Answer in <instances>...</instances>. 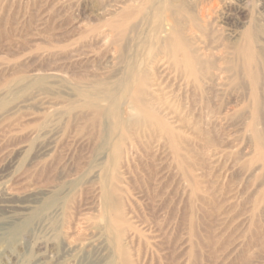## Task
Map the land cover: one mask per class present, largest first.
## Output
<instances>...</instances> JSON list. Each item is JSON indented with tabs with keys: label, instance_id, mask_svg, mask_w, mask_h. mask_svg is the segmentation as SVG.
<instances>
[{
	"label": "rangeland",
	"instance_id": "obj_1",
	"mask_svg": "<svg viewBox=\"0 0 264 264\" xmlns=\"http://www.w3.org/2000/svg\"><path fill=\"white\" fill-rule=\"evenodd\" d=\"M170 15L199 92L161 50ZM137 78L185 171L127 103ZM113 190L135 264H264V0H0V191L35 215L0 264H115Z\"/></svg>",
	"mask_w": 264,
	"mask_h": 264
},
{
	"label": "bare ground",
	"instance_id": "obj_2",
	"mask_svg": "<svg viewBox=\"0 0 264 264\" xmlns=\"http://www.w3.org/2000/svg\"><path fill=\"white\" fill-rule=\"evenodd\" d=\"M200 14L198 13V15H200ZM131 15H132L131 12H129V13L126 12L124 14V17L128 16V18H129ZM201 16H204V15L201 14ZM124 17H122V18H124ZM197 18H198V16H197ZM201 18L199 16L198 19H201ZM199 21L201 22L203 20L201 19ZM168 22H169V26H167V27H170V29H168V32L163 37H161V39H159V44L161 46V50L165 53V56L167 55L169 57V59L171 61V62L170 61L169 62L173 65V67L181 75L182 79L184 80L183 84H185L186 87L187 86L191 87L193 90L199 89V84H200L199 78L201 77L200 75L203 72L201 69L204 66L205 61H204V59H202L203 57L201 58V56L199 54L195 53L197 50L194 51L193 50L194 48L192 49V46L190 47V43H189V46H188L187 43H183L184 41H182V37H181L182 34L180 35V37H181L180 38L179 37L180 33L178 32V29H179L180 26L178 24L177 19L174 18L173 15H170V18H169ZM185 38L186 37H184L183 39L185 40ZM248 40H249V38H248ZM186 42H188V41H186ZM247 45H249V44H247ZM243 49H245V48L243 47ZM242 51H244V50H242ZM246 52H248V51H246ZM243 53L246 54L245 52H243ZM201 54H202V52H201ZM199 56H200V58H199ZM249 61H251V60H249ZM163 62H165V61H163ZM206 64L207 63H205V65ZM166 66H164V67H166ZM252 66H253V64H252ZM254 67H256V66H254ZM205 69H206V67H205ZM248 69H250V68L248 67L247 70ZM247 70L245 68V71H247ZM248 71H250V70H248ZM207 72H205V73H207ZM205 73H202V74H205ZM209 73H210V71H209ZM206 76H208V75H204V77H206ZM220 76L222 77V75H220ZM253 76H256V77H253ZM253 76H252L253 80H254V78H256V80H257L258 76L257 75H253ZM208 77H210V76H208ZM134 78H136L135 75L133 76V79ZM201 78H203V75H202ZM202 81H204V80H202ZM202 81H201V83H204ZM205 81H206V78H205ZM210 81H211V79H210ZM132 83L134 84V88L133 89L131 88L132 91H130L129 94H128V98L126 100L127 103H129L131 105L132 111H135L136 114L140 118L150 120V121H152V124L154 122L156 127L159 130L162 131V133L165 135L166 139L171 144V149H172L175 161L179 164V166L182 169L184 168V171H185V169H186L185 168V163L187 164V162H186V159H184L185 157L183 158L181 156L182 153L180 154V150L181 149L179 147V144L181 142L178 143V138L176 136V133L155 113L153 106H155L156 104H155L154 100H149V99L145 98L146 95L144 94V90H143L145 88L143 79L137 78V80H135ZM204 84H202V85H204ZM202 85L200 84V87ZM202 87H204V86H202ZM189 90H190V88H189ZM200 90L201 89H199L198 92ZM145 92H147V91H145ZM194 96H196V95H194ZM162 105H164V104H162ZM138 116H137V118H138ZM154 129H156V128H154ZM159 133H161V132L159 131ZM162 133H161V135H162ZM118 157H119V155H118ZM188 171H189V169H188ZM185 174H187V173L185 172ZM192 174H193V170H192ZM189 175H190V173H189ZM189 177H191V176H189ZM187 179H188V177H187ZM191 179H193V178H191ZM189 181H192V180H189ZM191 183H193V181ZM193 184L195 185L196 182H194ZM196 187H197V184H196ZM196 187H194V188L192 187L193 188V190H192L193 193H197L198 189ZM117 195H118V193L113 190L110 193V196L106 200V206H107L108 209L110 208V214H109V217H108L107 227L109 228V230L111 232L115 233V235L117 237V240H118V244H117L116 248L114 247V249H112L110 247V252H111L110 254L114 258L115 264H135V260H137V258H135V255L132 254L131 250L128 249L127 245L128 244H133L137 240L141 241L142 240V236H143V234H142L143 232H141L133 224L134 222H131V220L126 217L122 201L118 200ZM114 202H116V208H114V206H113ZM55 204H56V201H54V203L52 204V206L50 208L54 207ZM32 205L29 204V203L21 205V204H19L17 202H14V196L12 194H10L8 192H5V191H0V239L1 240H6V241H9V242L17 241L21 236H24V235H28L29 238H30V235L28 234L29 233V228H30V226L32 225V223H33V221L35 219V215L33 214L34 212H33V206ZM37 225H39V224H37ZM120 241H122V242H120ZM67 248H69V250H71L72 249V244L67 245ZM73 249H75V248L73 247ZM71 253H72V251H71Z\"/></svg>",
	"mask_w": 264,
	"mask_h": 264
}]
</instances>
